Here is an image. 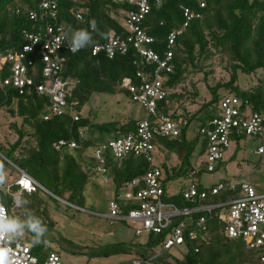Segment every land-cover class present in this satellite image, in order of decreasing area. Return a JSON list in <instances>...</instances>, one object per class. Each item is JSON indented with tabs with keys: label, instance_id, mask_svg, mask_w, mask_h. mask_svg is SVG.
Returning <instances> with one entry per match:
<instances>
[{
	"label": "trees",
	"instance_id": "obj_1",
	"mask_svg": "<svg viewBox=\"0 0 264 264\" xmlns=\"http://www.w3.org/2000/svg\"><path fill=\"white\" fill-rule=\"evenodd\" d=\"M40 1L0 0V50L20 49L25 43L26 32L38 31L48 22L47 19L36 21L30 17V12L37 8ZM206 1V7L200 8L196 0H163L161 6L153 7L144 21L146 31L154 37L153 48L162 55L167 48L168 34L184 21L183 8L189 6L203 14L201 18L193 20L177 37L172 61L174 67L166 74L165 81L169 94L158 104L160 113L173 119L182 117L188 122L181 133V141L169 137H158L155 140L156 146L167 147L175 152L182 164H191L196 144L201 138L200 129L217 117L222 97L235 94L247 98L255 111L264 114V0ZM57 2L59 22L66 23V34L69 38L75 36L78 39L75 30L86 29L90 33L89 39L83 42L84 48L75 53L63 50L60 54L64 57L61 77H71L77 81L68 97L69 109L62 115H54L46 120L44 116L50 102L48 96L34 91L20 94L16 90H0V111L6 107L13 117L22 119V125L16 127L18 139L7 151L0 146V151L50 191L55 201L61 198L72 205L85 208V190L91 175L85 170L81 158L75 151L107 143L111 138H103L101 134L109 131H112L114 136L134 132L141 119L131 116L126 122L94 124L89 116H82L80 111L95 91L126 92L130 96V93L121 87L123 79L131 77L136 81L137 72L148 68L145 60L132 47L127 53H118L113 58L102 52L92 53L94 45L107 42L114 36L127 35L121 22L122 5L113 0H57ZM78 10L83 12L82 20L75 16ZM93 20L96 22L95 30L90 25ZM106 33L111 34L110 39L104 37ZM216 55L228 58L231 68L230 79L219 81L213 86L208 85L211 98L203 101L199 112L191 114L186 110L185 103L196 102L199 92L184 95L177 93L178 87L191 75L202 72L204 63ZM40 68L41 63L38 59L37 73ZM240 73L256 74V82L250 87H243L240 83ZM42 80L44 79L38 76L37 81ZM175 101L184 102L180 107L186 111L184 115L173 109ZM75 114L78 115L77 120L74 118ZM196 118L202 119L198 134L193 140H188L187 128ZM81 129L85 132L84 137L79 134ZM27 135H30L31 139H26ZM243 137L247 136L236 137V140ZM59 139L74 140L80 147L56 150L53 143ZM31 140L35 144H32ZM205 148L206 141H203L199 154H202ZM18 149L21 153L15 156ZM107 166L118 189L135 178H141L149 170L150 163L142 156L131 155L119 160L107 152ZM162 169L166 176L164 184L166 180L177 176L190 175V168L183 170L182 167L172 166ZM223 181L229 182L228 179ZM240 184L237 183V189ZM11 190L12 193L17 192L20 186L17 183L13 184ZM41 191L40 188L32 193L22 191L18 206L12 194L0 189L1 202L9 206L13 223L18 224L22 220V223L28 226L40 225L45 229L52 227L53 222L47 204L40 196ZM231 194L232 192L223 193L220 198L226 200ZM166 198L180 206L184 205L180 193L166 195ZM130 208L133 206H127L126 209ZM12 209L16 212L13 213ZM207 224V233L200 234L198 240L187 239L184 257L174 259V264H258L255 255L247 249L242 240L226 235L223 225L216 216L209 219ZM163 238L164 235L150 236L144 244L135 246V251L140 257L153 255ZM46 242L47 239L43 235L29 238L33 253L41 257L50 252L45 247ZM108 249L107 247L102 250ZM163 257L171 256L164 253L154 260L163 263ZM133 260L120 264H133Z\"/></svg>",
	"mask_w": 264,
	"mask_h": 264
},
{
	"label": "built area",
	"instance_id": "obj_2",
	"mask_svg": "<svg viewBox=\"0 0 264 264\" xmlns=\"http://www.w3.org/2000/svg\"><path fill=\"white\" fill-rule=\"evenodd\" d=\"M200 8H205L206 0H196ZM122 5L121 22L127 35L114 36L104 43L94 45L92 53H105L109 58L118 53L124 54L132 47L147 63L145 71H138L136 81L131 77L123 79L121 87L130 93L134 102L140 104L145 116L139 121L134 132L113 136L107 143L94 147L93 162L104 179L110 169L107 166V152L115 159H124L131 155L142 156L150 163L149 170L141 177L127 182L122 188L124 196L116 195L109 201L108 218L129 222L134 226L138 237L164 235L160 242L161 252L154 258L168 253L178 245L186 244L187 239L198 240L200 234L208 231V220L213 216L224 227L229 238L242 240L258 261L264 264V193H259L251 183L219 181L205 186L194 179L187 189H183L180 198L184 205L167 200L163 183L165 174L162 168L154 164L153 152L158 137L175 138L181 141V133L187 127L186 119L160 113L158 104L169 94L165 86L166 74L173 70L174 47L177 37L190 23L203 16L201 11L189 6L183 8L182 25L168 34L167 48L161 55L152 46V37L144 27V21L154 6H161L163 0H113ZM57 0H41L36 9L30 12L33 20L47 19L48 22L38 31L26 32L25 43L18 50H0V90H16L20 94L34 91L48 96L50 102L44 118L62 115L69 109L68 97L77 81L74 78L61 77L64 57L63 50L70 51L77 38L66 34V23L59 22ZM77 19H83V12H75ZM41 68L37 73V61ZM42 77L41 82L37 81ZM219 112L207 126L200 129V149L203 141L206 148L192 161L190 176L215 172L225 158L226 151L236 137L257 135L264 139V114L254 110L253 104L244 97L229 94L221 98ZM74 118L77 120L78 115ZM79 134L84 137V130ZM56 150L79 148L74 140L59 139L53 143ZM259 147L258 152L263 153ZM17 181L20 191L35 192L37 188L46 190L36 179L21 170ZM201 175V176H202ZM201 185V187H199ZM232 192L224 200L223 193ZM75 206V205H73ZM127 206L133 208L126 209ZM5 214L0 217V249L8 250V257L15 264H63L56 251H50L45 257L33 253L32 244L20 239L21 227L11 218L9 206L0 201ZM194 215H198L195 217ZM10 225L11 227H6ZM198 251V248H196ZM134 259L133 264H141Z\"/></svg>",
	"mask_w": 264,
	"mask_h": 264
},
{
	"label": "rangeland",
	"instance_id": "obj_3",
	"mask_svg": "<svg viewBox=\"0 0 264 264\" xmlns=\"http://www.w3.org/2000/svg\"><path fill=\"white\" fill-rule=\"evenodd\" d=\"M230 65L228 58L216 55L212 60L205 62L203 71L191 75L188 80L178 87L177 93L184 95L199 92L196 102L185 103L186 110L191 114L200 111L203 101L209 100L211 94L208 85H216L219 81L230 79ZM206 73H209L206 75ZM256 74L240 73V83L247 88L256 82ZM173 109L177 113H186L182 110L183 101L173 102ZM201 113L203 111L201 110ZM82 116H89L94 124L109 123L112 121L126 122L129 117L135 116L142 119L145 116L144 108L131 100L126 92H100L95 91L80 111ZM202 119H193L189 124L186 137L193 140L198 134ZM13 124H16L14 126ZM22 125V119L13 117L8 108L3 107L0 111V146L7 151L18 139L16 127ZM99 135V134H98ZM103 138H112L113 132L101 134ZM31 139L30 135L25 137ZM32 144H35L31 140ZM259 147L264 148V139L251 135L232 142L226 151L225 158L219 168L212 173H205L200 177L180 175L174 179L165 181L166 195H178L183 189H187L191 182L196 179L205 186H210L224 179L235 183H251L259 193H264V151L258 152ZM200 141L197 142L191 164H182L177 154L167 147L156 148L153 152V162L162 168L176 166L183 170L189 169L195 157H198ZM21 150L18 149L15 156ZM76 154L82 160L83 167L90 172V180L86 185L85 208L76 207L61 199L55 201L52 194L41 189L40 196L46 202L52 227L40 225H26L22 220L18 222L21 227L20 239L29 242V238H38L42 235L47 239L46 248L49 251L59 253L63 264H120L132 259H140L145 264H174V259H182L187 251L184 245H178L170 249L168 254L171 257H163L164 262L154 260L153 255L139 256L135 246L144 244L146 237H138L135 234L134 226L125 221H114L107 217L109 213V201L116 195L124 196L125 189L118 188L114 184L111 172L107 174V181L98 173L92 159L94 146L76 150ZM0 151V169L5 179L0 182V189L7 194L14 196L16 204L20 205L22 191L12 193L11 186L16 184L21 177V169L16 167L9 159L4 158ZM166 177V176H164ZM1 201V198H0ZM17 206V207H18ZM12 212L16 211L12 209ZM30 227V228H29ZM32 244V243H31ZM109 248L107 251L103 248ZM161 246H156L155 251L161 252Z\"/></svg>",
	"mask_w": 264,
	"mask_h": 264
},
{
	"label": "clouds",
	"instance_id": "obj_4",
	"mask_svg": "<svg viewBox=\"0 0 264 264\" xmlns=\"http://www.w3.org/2000/svg\"><path fill=\"white\" fill-rule=\"evenodd\" d=\"M90 25H91L92 29L95 30L96 22L94 20L90 22ZM75 34L78 37V39H77L76 43L70 49V51H72L73 53L84 48L85 45L83 42L88 40L89 36H90L89 31L86 29L75 30ZM110 36H111L110 33L104 34V37H106L107 39H110ZM4 179H5V176L3 174L2 169H0V182H3ZM4 214H5V210L0 208V217H2ZM6 227H11V226L8 225ZM33 227L35 228L36 226L34 225ZM0 264H15V262L13 260L9 259L8 250H6V249H0Z\"/></svg>",
	"mask_w": 264,
	"mask_h": 264
},
{
	"label": "water",
	"instance_id": "obj_5",
	"mask_svg": "<svg viewBox=\"0 0 264 264\" xmlns=\"http://www.w3.org/2000/svg\"><path fill=\"white\" fill-rule=\"evenodd\" d=\"M4 158H6L5 156H4ZM7 160H9L8 158H6ZM14 164V163H13ZM16 167H18L16 164H14ZM19 168V167H18ZM46 191L48 192V193H51L50 191H48L47 189H46ZM58 199H61V198H58ZM61 200H63V199H61ZM63 201H65L66 203H68V204H70L69 202H67L66 200H63ZM70 205H72V204H70ZM77 207V206H76Z\"/></svg>",
	"mask_w": 264,
	"mask_h": 264
},
{
	"label": "crops",
	"instance_id": "obj_6",
	"mask_svg": "<svg viewBox=\"0 0 264 264\" xmlns=\"http://www.w3.org/2000/svg\"><path fill=\"white\" fill-rule=\"evenodd\" d=\"M199 141H200V140H199ZM157 147L160 148L159 146H156V148H157Z\"/></svg>",
	"mask_w": 264,
	"mask_h": 264
}]
</instances>
